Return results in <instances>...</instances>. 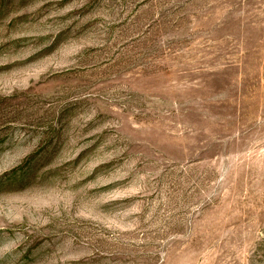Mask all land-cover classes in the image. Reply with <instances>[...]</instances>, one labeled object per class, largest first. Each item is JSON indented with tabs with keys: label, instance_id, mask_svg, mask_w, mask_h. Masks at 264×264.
<instances>
[{
	"label": "rangeland",
	"instance_id": "374dc122",
	"mask_svg": "<svg viewBox=\"0 0 264 264\" xmlns=\"http://www.w3.org/2000/svg\"><path fill=\"white\" fill-rule=\"evenodd\" d=\"M0 264H264V0H0Z\"/></svg>",
	"mask_w": 264,
	"mask_h": 264
}]
</instances>
